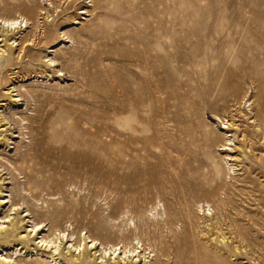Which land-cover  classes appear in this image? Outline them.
<instances>
[{
    "label": "rangeland",
    "instance_id": "rangeland-1",
    "mask_svg": "<svg viewBox=\"0 0 264 264\" xmlns=\"http://www.w3.org/2000/svg\"><path fill=\"white\" fill-rule=\"evenodd\" d=\"M0 220V264H264V0H0Z\"/></svg>",
    "mask_w": 264,
    "mask_h": 264
},
{
    "label": "bare ground",
    "instance_id": "bare-ground-1",
    "mask_svg": "<svg viewBox=\"0 0 264 264\" xmlns=\"http://www.w3.org/2000/svg\"><path fill=\"white\" fill-rule=\"evenodd\" d=\"M23 20L24 19H19V18H11V19H5L4 20V23L7 25V26H11V28H13V29H16L17 27H21L22 26V22H23ZM26 22V21H25ZM1 221V220H0ZM1 223H4V221H2ZM58 238V237H57ZM57 238L56 239H49L48 241L45 239V240H43L42 239V241H44L41 245L43 246H45L44 248H47V247H49V256L50 257H52V258H54V260L56 261V258L54 257L55 256V254H58L59 253V248H60V244L58 243V240H57ZM74 245V244H73ZM80 245H77L76 246V248H78ZM108 248H110V250H112L113 251V253H115L116 252V250L118 249L116 246H110V247H108ZM51 249H53L52 251H51ZM128 251H130V250H128ZM128 251H126V250H123V254L124 255H126L127 254V252ZM121 252V251H120ZM119 252V253H120ZM128 256H130V255H128ZM4 259H8L7 258V256H6V258H4ZM6 261L4 260L3 261V259H2V264H6L5 263ZM20 264V263H19Z\"/></svg>",
    "mask_w": 264,
    "mask_h": 264
}]
</instances>
